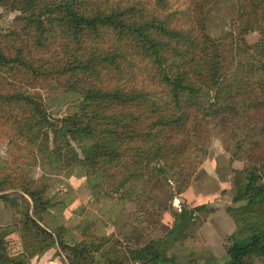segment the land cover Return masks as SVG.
Segmentation results:
<instances>
[{"label":"trees","instance_id":"16d2710c","mask_svg":"<svg viewBox=\"0 0 264 264\" xmlns=\"http://www.w3.org/2000/svg\"><path fill=\"white\" fill-rule=\"evenodd\" d=\"M215 1L171 9L170 0H0L21 13L19 28L0 30V200L15 211L23 201L18 219L0 224V264H29L52 247L67 264H178L168 237L183 235L175 220L185 229L195 208L174 211L162 235L139 244L166 209L151 189L165 176L170 198L186 190L215 137L230 161L243 162L226 264H264V0H235L219 37L205 21ZM251 31L259 33L252 46ZM140 69L146 81L134 83ZM54 89L82 97L79 108L50 117L42 90ZM79 141L80 153L70 144ZM43 164L83 171L94 188L133 204L121 226L124 260L92 223L77 227L74 242L62 226L42 224L54 204L49 176L28 170ZM13 231L16 254L7 246Z\"/></svg>","mask_w":264,"mask_h":264},{"label":"rangeland","instance_id":"374dc122","mask_svg":"<svg viewBox=\"0 0 264 264\" xmlns=\"http://www.w3.org/2000/svg\"><path fill=\"white\" fill-rule=\"evenodd\" d=\"M170 2L171 9L183 7L182 0H170ZM234 10L235 0H216L211 4L205 12L208 34L219 37L228 32ZM20 15L21 13L17 10L0 7V30L19 28ZM258 38L257 31H251L245 35L247 43L251 46ZM134 72H137L136 79H138L134 83L146 81L143 80L146 78L143 69ZM42 93L47 113L52 118L75 112L83 100L74 92H63L60 89L49 92L42 90ZM70 144L80 153L81 145L84 143L79 141L77 144L72 142ZM6 150V142L0 141V156L6 157ZM220 155L222 156L219 157ZM206 159L194 174L189 187L180 194L173 193L170 198L173 181L167 182L165 176H161L153 185L151 195L157 201H162L160 203L166 209L159 226L138 238L137 241L140 244L149 239L158 238L167 227L171 226L174 211L183 206L185 209H190L195 206L189 205V202H192L190 199L200 193L209 194L203 199L207 203L205 209L196 211L197 217L185 229H181L182 222L175 220V230L183 235L173 239V235L170 234L168 237L170 243L165 248L168 254L174 255L173 262L178 264H226L227 250L231 244L230 235L235 228V223L228 213V207L233 205L231 199L236 193L235 179L242 169L243 162L230 161L217 137L213 138ZM43 173L49 176L50 187L47 195L51 197L54 204L43 215L42 224L49 228L62 226L66 240L74 242L70 238L69 231L74 234L76 230L78 231L79 225L92 223L95 233L107 235L108 238L112 237L109 245L111 254L117 260H124L127 257L125 250L127 245L121 226L127 221L129 212L134 208L133 204L117 200L114 196H108L94 188L93 183L87 179L83 171H76L67 176L63 170L52 168L47 164L34 166L28 170L29 176L33 178ZM97 178L99 176L95 177ZM10 194L13 197L17 196L16 192H10ZM16 202L19 203L16 211L20 212L23 201L19 198ZM182 203L185 204L182 205ZM16 211L0 200V224L17 220L20 215ZM13 232L8 235L7 246L10 250L15 248L17 243V240L13 238L15 237ZM78 237L80 236L77 235ZM73 238L75 239L76 236ZM133 243L136 242L133 241ZM136 264L139 263L136 262Z\"/></svg>","mask_w":264,"mask_h":264},{"label":"crops","instance_id":"0c3cea01","mask_svg":"<svg viewBox=\"0 0 264 264\" xmlns=\"http://www.w3.org/2000/svg\"><path fill=\"white\" fill-rule=\"evenodd\" d=\"M222 155H220L219 157H221ZM207 195L209 196V194H206V193L205 194H201L200 193L197 196H194L193 199H190L192 202H189V205L192 206L191 204H194L195 206H192V207L199 208V210L205 209V204H207V203L205 201H203V199H205L204 197H206ZM160 202H162V201H160ZM184 204L185 203H182V205H184ZM178 210H180V209H178ZM196 211H198V210H195V212ZM196 217H197V215H195V217L193 218V220ZM76 231L74 232L75 235L69 231L70 238L73 239L74 241H78L80 239V237L77 238V235L80 236V234H79L78 231L77 232ZM13 234H15L14 235L15 237H13V238H15L17 240V243H16L15 248L13 247L10 250V252L12 254H16V253L20 252L21 246H20V242L18 241L17 232L15 231V232H13ZM71 234H73V235H71ZM74 236H76L75 239L73 238ZM56 250H57V247H52L49 250H47L44 253H42L41 255L33 256L32 258H30L29 264H67L66 261L63 259V257H61L59 254H56ZM125 264H136V262H128V263H125Z\"/></svg>","mask_w":264,"mask_h":264}]
</instances>
